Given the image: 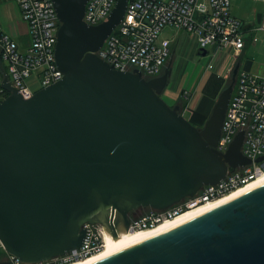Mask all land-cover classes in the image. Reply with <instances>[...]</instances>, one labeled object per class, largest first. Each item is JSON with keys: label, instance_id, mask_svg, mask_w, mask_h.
I'll list each match as a JSON object with an SVG mask.
<instances>
[{"label": "water", "instance_id": "obj_1", "mask_svg": "<svg viewBox=\"0 0 264 264\" xmlns=\"http://www.w3.org/2000/svg\"><path fill=\"white\" fill-rule=\"evenodd\" d=\"M51 1L63 78L26 101L1 82L0 241L24 264L80 249L87 224L129 231L133 210L166 211L251 164L243 132L225 153L215 149L239 65L198 129L161 98L169 67L146 78L96 55L128 0L96 26L83 21L88 0ZM93 264H264V183Z\"/></svg>", "mask_w": 264, "mask_h": 264}, {"label": "built area", "instance_id": "obj_2", "mask_svg": "<svg viewBox=\"0 0 264 264\" xmlns=\"http://www.w3.org/2000/svg\"><path fill=\"white\" fill-rule=\"evenodd\" d=\"M16 1L22 20L28 26L30 46L26 52H21L0 26V71L26 101L37 91L63 78L55 62L60 22L51 0ZM116 1L88 0L83 21L89 26L106 21ZM252 1L264 5V0ZM259 26L264 31V12ZM244 27L241 21L232 17L230 0H128L122 22L96 55L113 70H139L144 77L152 78L161 75L171 53L167 43L159 41L165 28L194 35L202 51L215 47L216 50L231 49L239 53L245 45ZM2 81L0 102L9 95L2 88ZM235 84L215 149L225 153L235 136L243 132L241 153L251 164L229 168L219 184L205 186L195 197L171 207L173 209L152 211L147 217L131 223L129 230L153 227L162 220L264 177V160L256 161L264 156V73L238 72ZM83 228L86 234L80 249L36 264H71L99 252L104 240L102 226L97 229L95 225L87 224ZM0 262L24 264L8 254L1 241Z\"/></svg>", "mask_w": 264, "mask_h": 264}, {"label": "crops", "instance_id": "obj_3", "mask_svg": "<svg viewBox=\"0 0 264 264\" xmlns=\"http://www.w3.org/2000/svg\"><path fill=\"white\" fill-rule=\"evenodd\" d=\"M231 1V15L235 19L241 21L244 24L243 38L245 35L250 36L247 41L244 38V48L241 52H235L231 49L216 50L215 47H210L215 56V63L209 61L205 69H202L199 80V85L195 90L189 92H183L179 99L178 92H174V89H170L169 82L173 73H179V63L174 66V50L176 51L178 41L172 42V37L179 35V38L184 39L185 35L188 38L193 36L197 51L200 52L197 45V39L194 35H191L183 30H177L173 28H165L159 38L160 42H166L170 50V56L162 71L165 68L171 70V75L168 79L167 85L161 94L164 99L173 103V106L178 105L181 108L183 116L189 115L188 121L196 128H201L212 113V108L217 101L219 93L230 82L231 74L236 65H239V71H245L252 74H263L264 65H259L253 62L247 57L248 42L253 38H264V31L259 29L262 15L264 12V5L261 2H254L252 0H230ZM0 26L4 33L15 41L21 52H26L30 46V35L27 24L22 20L20 10L16 0H0ZM181 41H179V45ZM185 51L190 55L192 53V44L189 45ZM181 49V48H179ZM206 51V50H205ZM209 54V52L207 51ZM207 54V55H208ZM197 55V54H196ZM176 67V68H175ZM161 73V74H162ZM5 78V75L0 71V81ZM187 93V95H185ZM178 94V97H177Z\"/></svg>", "mask_w": 264, "mask_h": 264}, {"label": "bare ground", "instance_id": "obj_4", "mask_svg": "<svg viewBox=\"0 0 264 264\" xmlns=\"http://www.w3.org/2000/svg\"><path fill=\"white\" fill-rule=\"evenodd\" d=\"M261 183H264V177H259L256 180L248 182L247 185L237 187L236 189L216 199L203 202L192 208L182 211L172 218L162 220L153 227L125 231L123 226H120L116 230V234L112 233L107 227H103L104 231L102 230V233L104 240L102 249L83 260H79L78 262L75 261L71 264H93L99 262L123 249L135 245L136 243L138 244L150 237L152 238L157 234L217 209L225 203L238 198L245 191L258 186Z\"/></svg>", "mask_w": 264, "mask_h": 264}, {"label": "rangeland", "instance_id": "obj_5", "mask_svg": "<svg viewBox=\"0 0 264 264\" xmlns=\"http://www.w3.org/2000/svg\"><path fill=\"white\" fill-rule=\"evenodd\" d=\"M250 36L245 35L244 38L248 41ZM182 38H179V35H176L175 37H172V42L176 43L178 41V44L176 45L177 49L174 50V59L173 61L174 66L179 63V73L176 72L172 74V77L170 78L169 82V88L174 89V92H176L177 89H179V99L180 95L183 92H189L192 90H195L196 87L199 85V80L201 76L202 69H205L209 61L212 63H215V56L213 57V52L210 47L206 48V51L209 52V54L205 57H200L199 52L197 51L196 44L194 41L193 36L189 37L185 35ZM179 41H181V44L179 45ZM192 44V53L190 51V55H188L186 49L187 47ZM181 48V49H179ZM199 49V48H198ZM248 52L247 57L251 59L253 62H256L259 65H264V38H253L252 41L248 42ZM200 50V49H199ZM197 54V55H196ZM176 68V67H175ZM228 85V84H227ZM178 92V90H177ZM220 94V93H219ZM178 97V94H177ZM170 107H173V103L170 101H167V99H164L165 97H161ZM183 112V111H182ZM181 112V114H182ZM183 115V114H182ZM185 118L188 120L189 115L186 114ZM203 128V127H201ZM186 201V200H185ZM184 201V202H185ZM183 202V203H184ZM173 209V208H171ZM142 208H138L133 210V212H140ZM151 210V209H149ZM131 212V213H133ZM148 214L143 215L140 217V219L147 217ZM97 229L100 228L99 225H95ZM93 230V228H92ZM102 230L104 231L103 227Z\"/></svg>", "mask_w": 264, "mask_h": 264}, {"label": "flooded vegetation", "instance_id": "obj_6", "mask_svg": "<svg viewBox=\"0 0 264 264\" xmlns=\"http://www.w3.org/2000/svg\"><path fill=\"white\" fill-rule=\"evenodd\" d=\"M198 129H202V128H198ZM152 210H149V208H142V210L140 212H133V213H129L128 215V224L129 226L131 225V223L134 222H138V220L140 219V217H142L145 214H152ZM119 227H117L118 229Z\"/></svg>", "mask_w": 264, "mask_h": 264}]
</instances>
